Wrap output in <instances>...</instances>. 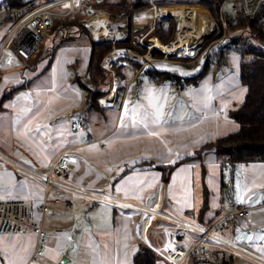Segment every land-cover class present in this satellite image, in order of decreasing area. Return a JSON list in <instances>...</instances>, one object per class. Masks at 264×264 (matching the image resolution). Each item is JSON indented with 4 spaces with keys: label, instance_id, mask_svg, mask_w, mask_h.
Returning a JSON list of instances; mask_svg holds the SVG:
<instances>
[{
    "label": "crops",
    "instance_id": "crops-1",
    "mask_svg": "<svg viewBox=\"0 0 264 264\" xmlns=\"http://www.w3.org/2000/svg\"><path fill=\"white\" fill-rule=\"evenodd\" d=\"M3 1L0 43L10 27ZM59 43L28 61L0 53V201L29 203L46 233L41 243L32 233L0 235V264H133L142 247L155 253V264H173L206 232L211 255L182 264H264V162L222 163L209 146L239 128L228 117L246 95L238 55L229 72L216 77L207 68L181 88L146 74L169 60L132 68L129 77L130 66L118 61L110 69L104 58L108 82L91 108L90 40ZM79 116L84 129L71 131ZM61 153L77 163L46 187L44 175ZM228 201L250 215L222 220Z\"/></svg>",
    "mask_w": 264,
    "mask_h": 264
},
{
    "label": "built area",
    "instance_id": "built-area-1",
    "mask_svg": "<svg viewBox=\"0 0 264 264\" xmlns=\"http://www.w3.org/2000/svg\"><path fill=\"white\" fill-rule=\"evenodd\" d=\"M137 0H19L17 5L3 4L2 10L5 12V19L10 21V27L4 35L0 43V53L13 50L21 59H33L41 49L42 36L45 34L64 35L61 29L54 33L53 28L58 22L69 20L71 18H78L77 23L87 28L84 21L90 17L98 14H105L109 22L107 25L113 29L121 31L124 40L127 33L125 29L128 24L129 16L124 9L118 8V11H109L110 6L119 7L121 3L132 4ZM147 3L146 8H162L166 6H159L162 1L175 0H143ZM68 5V7H65ZM104 6H107L105 8ZM212 7L215 9V16L213 17L210 10H204L209 19V28L205 33L200 34L199 37H190L187 41V47L193 52L189 57L207 55L209 52L208 46L204 47L198 54V49L202 42L210 40L214 35L220 33L217 37L211 40L210 44H215L223 41L233 31H241L246 34L248 38L255 41L252 34L251 25L259 26L264 31V0H214ZM161 18H153V29L156 21ZM162 19H171L174 23V31L178 29V19L165 17ZM88 31V30H87ZM89 33V31H88ZM141 47L146 48V53L138 55L131 52L128 56L133 61H138L142 65L156 60L153 58L152 50L148 45V39L141 34L139 40ZM259 44V43H258ZM264 51V43L259 44ZM130 51V50H129ZM163 53V56L158 60H167L169 57L177 56L174 54ZM138 56L142 59L137 60ZM185 58V57H184ZM118 60L114 59L113 62ZM84 129V118L77 117L71 127V131H80ZM76 159L64 153L57 155L44 175L45 186L48 187L53 178L66 179L69 176L70 168L76 165ZM227 186H230L227 183ZM58 203V200L54 201ZM227 214L222 220L231 217L245 219L250 215V208L241 204L228 201L226 202ZM38 211L44 215L49 212L48 206L43 203ZM221 220V221H222ZM220 221V222H221ZM219 222L215 225V227ZM25 233H32L36 237L37 243H41L46 233L42 229L40 223L33 218V209L29 203L23 200H9L0 201V235H19ZM205 234L200 235V239L195 242L185 254L173 261V264H182L187 257H200L206 259L211 255V251L207 250L206 244L202 239L206 237ZM38 245V244H37ZM43 249L41 246L36 247L35 255H42Z\"/></svg>",
    "mask_w": 264,
    "mask_h": 264
},
{
    "label": "trees",
    "instance_id": "trees-1",
    "mask_svg": "<svg viewBox=\"0 0 264 264\" xmlns=\"http://www.w3.org/2000/svg\"><path fill=\"white\" fill-rule=\"evenodd\" d=\"M213 2L214 0H195L194 2L192 0H175L162 1L159 3V6L174 7L195 3L196 5L206 7L215 14V9L212 7ZM3 3L13 6L17 5L19 0H4ZM146 5L145 1L137 0L136 3L132 4L121 3L119 7L124 9L127 14L130 13L131 20V12L144 9ZM74 28L77 29V32L75 30L71 31ZM59 29L64 33V35L61 34L62 41L59 43L62 44L76 38L75 34L81 33L84 27L77 23V18H71L58 22L53 28L54 33L58 32ZM250 30L257 42L252 41L247 36L231 38L226 46L204 55L205 64L203 70L195 77L182 80L178 76L169 73L153 72L152 70L146 71V74L155 80L197 84L206 73L209 62L213 61L219 65L227 63V57L231 49L238 54L240 59L239 78L241 84L246 88V95L242 103L228 113V117L235 121L239 125V128L235 132L217 138L209 145L217 159L229 165L264 162V51L259 46V44L264 43V31L261 27L254 24L251 25ZM172 31H174V23L172 21L159 19L156 21L152 36H155L162 44H166L172 35ZM219 35L220 33L217 34V37ZM130 42V36L127 34L124 40L117 43L125 45ZM90 46L91 54L87 78L95 87L94 91L89 90L88 92V100L92 108L97 106L96 100L103 95L102 91H98V87L108 82V74L101 68L99 63L108 53L109 49L105 43L95 44L90 41ZM141 51H143L141 54H145L146 48L141 47ZM152 55L155 58H161L163 53L155 50L152 52ZM176 58L181 59L180 57ZM206 207L205 201L201 213L205 211ZM156 260L157 256L153 251L142 247L133 257V264H155Z\"/></svg>",
    "mask_w": 264,
    "mask_h": 264
},
{
    "label": "rangeland",
    "instance_id": "rangeland-1",
    "mask_svg": "<svg viewBox=\"0 0 264 264\" xmlns=\"http://www.w3.org/2000/svg\"><path fill=\"white\" fill-rule=\"evenodd\" d=\"M194 1L195 0H192V2H194ZM178 6L193 7V8H198V9L205 10V11L208 10L206 7H204L202 5H196L195 3H191L190 5H178ZM104 7L107 8V6H104ZM118 8H120V7L110 6L107 9L109 11H118ZM162 8H166V7H162ZM141 10H143V9L132 11L131 12V20H130V16H129L130 13L128 14L129 20H128V24L126 25V27L129 28V32L127 34H129L131 42L128 44H125V45H121V44L117 43V42H120L121 40L115 39L114 37L111 38L109 41L105 42L109 51L102 58V60L105 57H107L109 54H111L115 51H122V50H130L131 52H134V53H137L138 55H141V53L143 52V51H141V45L139 44V40H141V34H143V37L145 36V38L148 39V41H149L148 43H150L149 37H151L153 35L152 32L149 35L147 34L149 31L148 22L147 23L145 22V25L137 24L135 22L136 19L141 17ZM210 12H211L212 16L214 17L215 14H213L212 11H210ZM144 15L148 17L149 13H145ZM168 21H172V20L168 19ZM135 28H140L141 30L139 32H134ZM73 30H75L77 32V29L74 28L71 31H73ZM115 30H117V29L115 28ZM174 32L175 31H172V35L168 39L167 43H169L172 40ZM214 36L216 37L217 35H214ZM214 36L210 40H206V41L202 42L201 46L198 49V54H200L201 50H203L204 47H206V46L210 47L209 48L210 53L212 51H217L220 48L226 46L231 38H233V37H246V34L241 33V31H233L223 41H220V42L212 45L210 43H211V40L214 38ZM75 37L76 38L78 37L80 40H83V41L88 38L90 41L95 43L85 28L82 29L81 33H79V32L76 33ZM60 38H61V34H59V35L45 34L42 36V47L45 48L47 51L48 48H50V47L52 48V46L54 44H58L60 41H62V38L61 39ZM155 49H157V48H155ZM191 55L192 54L187 55L185 57V59H184V57H180V56H172L171 58L169 57L167 59L169 61H165V62L155 61L150 65V67L154 68L157 71L171 72V73L175 74L176 76H178L180 79L190 78V77L198 75L203 70V66L205 64L204 55H200L201 57L197 56V58H195V59L188 58ZM235 55L237 56L238 54H236V52L231 49L230 53L228 54V57H227V65L218 66L216 63L211 61L208 63V70L213 71L215 73L216 77L221 76V75L229 72V70L232 67L229 58H230V56H235ZM176 57H180L181 59L183 58L184 60L177 59ZM117 58H118V60L116 62H113L112 66L108 65L105 67H108L110 69L113 67L115 70H118V68H119L118 61L124 62L127 64V67L130 66L128 68V71H129L128 76L130 77L133 73V69H136V68L138 69L142 66V64L140 62L133 61V60L129 59L126 56V54H123V56H119ZM153 58H155V57L153 56ZM155 59H160V58H155ZM102 60L99 63L100 66L103 64ZM140 77H141V79H143V78H145V75L142 74ZM174 84L177 85L179 88H181L182 86H184V84H188V83H186V82L175 83L174 82Z\"/></svg>",
    "mask_w": 264,
    "mask_h": 264
},
{
    "label": "bare ground",
    "instance_id": "bare-ground-1",
    "mask_svg": "<svg viewBox=\"0 0 264 264\" xmlns=\"http://www.w3.org/2000/svg\"><path fill=\"white\" fill-rule=\"evenodd\" d=\"M145 13H149V16L143 17ZM165 18L170 17L178 19L179 26L174 32L173 38L169 43L162 44L155 37H150V48H157L167 54H176L180 57H186L193 52L187 47V41L190 37H199L200 34L205 33L209 28L208 15L204 10L186 7V6H175L166 8H146L141 10V24L148 22L150 25L148 35L153 30V18ZM109 22L108 17L105 14H98L94 17L84 21V25L89 31V34L95 43H105L111 38L123 39L121 31L115 30L107 25ZM131 55V51L122 50L115 51L109 54L104 59V65L108 66L110 61L116 59L119 56ZM142 59L138 56L137 60ZM187 228V227H186Z\"/></svg>",
    "mask_w": 264,
    "mask_h": 264
},
{
    "label": "snow or ice",
    "instance_id": "snow-or-ice-1",
    "mask_svg": "<svg viewBox=\"0 0 264 264\" xmlns=\"http://www.w3.org/2000/svg\"><path fill=\"white\" fill-rule=\"evenodd\" d=\"M65 7H68V5H65ZM150 106H152V105H150ZM134 111H135V110H134ZM159 115H160V106L157 105V106L155 107V113H154V116H155L156 119H159ZM148 116H149V113L145 112L144 115H143V118H142V119H147ZM145 126H146V125H145ZM151 134L154 135L155 133H151ZM0 198H2V197H0ZM245 238H246V239H249V240L252 239V237H245ZM259 239L264 240V236H260ZM56 251H57V252L59 251V246H58V248H57Z\"/></svg>",
    "mask_w": 264,
    "mask_h": 264
},
{
    "label": "water",
    "instance_id": "water-1",
    "mask_svg": "<svg viewBox=\"0 0 264 264\" xmlns=\"http://www.w3.org/2000/svg\"><path fill=\"white\" fill-rule=\"evenodd\" d=\"M161 19H162V18H161ZM178 22H179V20H177L176 24H177ZM140 30H141L140 28H135V29H134V32H139ZM125 32L128 33V32H129V28H126V29H125ZM148 42H149V41H148ZM155 50H158V49H155V48H154V49L152 50V52L155 51ZM158 51H160V50H158Z\"/></svg>",
    "mask_w": 264,
    "mask_h": 264
}]
</instances>
